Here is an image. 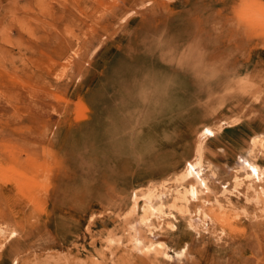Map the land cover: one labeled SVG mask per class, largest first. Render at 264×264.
Here are the masks:
<instances>
[{
  "label": "rangeland",
  "instance_id": "1",
  "mask_svg": "<svg viewBox=\"0 0 264 264\" xmlns=\"http://www.w3.org/2000/svg\"><path fill=\"white\" fill-rule=\"evenodd\" d=\"M256 138L264 0H0V264H264Z\"/></svg>",
  "mask_w": 264,
  "mask_h": 264
},
{
  "label": "bare ground",
  "instance_id": "2",
  "mask_svg": "<svg viewBox=\"0 0 264 264\" xmlns=\"http://www.w3.org/2000/svg\"><path fill=\"white\" fill-rule=\"evenodd\" d=\"M261 146L264 147V139L262 138H256L254 140V146ZM201 152V151H200ZM199 153V152H198ZM200 154V153H199ZM195 165H199L200 167L202 166V160H201V155H198V159L195 163ZM198 166V167H199ZM191 167V166H190ZM199 167V169H200ZM260 169L259 165H255L254 167L251 168L250 173L247 174V176L249 177H253V175H257L258 170ZM201 170V169H200ZM192 171V169H191ZM190 171V172H191ZM189 172V174H190ZM195 172V171H194ZM202 172V171H200ZM185 174V173H184ZM186 175H188L186 173ZM191 175V174H190ZM194 175V174H193ZM199 177H197L198 179ZM181 179H185V175L182 176ZM200 179V178H199ZM236 179V178H234ZM235 186V184L233 185V187ZM237 189V188H234ZM227 190V189H226ZM231 191V190H230ZM234 192V191H233ZM224 193V191H223ZM229 193V192H228ZM156 194L155 190H150L148 193H146L145 198L147 200V206L143 207L144 209L142 210V220L146 221L148 218H151L153 215H151L152 213H154L155 211H163V209L165 208V204L164 203H158L157 205H153V198ZM196 195V190L193 186H182V188H177L175 191V195L172 197V199L170 200V202L168 203L169 208H172L174 210H176V212L178 211V213H183L186 210L188 204L191 202V199L194 198ZM229 199V198H228ZM134 200L138 201V196L137 194L134 196ZM137 205V204H136ZM146 205V204H145ZM136 208V207H135ZM173 210V211H174ZM172 211V212H173ZM157 213V212H156ZM161 213V212H160ZM164 214V213H163ZM173 215V214H172ZM151 216V217H150Z\"/></svg>",
  "mask_w": 264,
  "mask_h": 264
}]
</instances>
